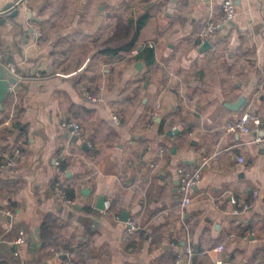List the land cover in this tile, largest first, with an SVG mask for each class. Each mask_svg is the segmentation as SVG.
I'll use <instances>...</instances> for the list:
<instances>
[{
	"label": "crops",
	"instance_id": "1",
	"mask_svg": "<svg viewBox=\"0 0 264 264\" xmlns=\"http://www.w3.org/2000/svg\"><path fill=\"white\" fill-rule=\"evenodd\" d=\"M223 1L0 0V62L17 69L0 152L21 150L19 166L0 171V208L11 211L0 215V261L173 264L190 246L193 264H264V148L225 129L249 110L264 135V0H233L234 18L202 50ZM56 159L73 204L56 191ZM180 165L201 166L185 206ZM100 195L108 208H96ZM48 215L57 232L33 251Z\"/></svg>",
	"mask_w": 264,
	"mask_h": 264
},
{
	"label": "built area",
	"instance_id": "2",
	"mask_svg": "<svg viewBox=\"0 0 264 264\" xmlns=\"http://www.w3.org/2000/svg\"><path fill=\"white\" fill-rule=\"evenodd\" d=\"M222 11L223 16L220 20H207L205 26L203 27L202 31L200 32V37L202 40L210 38L216 29L222 25L223 23L232 20L235 16V4L233 0H224L222 2ZM40 33L38 32V35ZM3 54L0 52V61L3 60ZM5 66L8 69L9 74L17 77V69L16 66L11 63H5ZM261 89H264V69L262 73V80H261ZM10 90L12 87L10 85ZM67 127L72 128V131L75 134H78L80 131V126L78 123L68 122L64 123ZM225 129L228 132H244L247 134H252L254 136V141L256 144L264 148V135L261 133V119L258 114L252 111H244L240 115L228 119L225 124ZM163 153V149H159L157 156H161ZM20 154L21 150L19 147H14L12 151H2L0 152V171L13 169L19 166L20 164ZM239 161L243 162V157L237 156ZM56 170L59 174V179L56 185V191L60 198H62L63 202L66 204H73L74 200L70 199L66 196L65 191L61 188L60 184V177H61V167H60V160L56 159L54 161ZM177 172V180H178V197L180 199V203L182 206H185L190 203L191 195L194 191V188L201 182V166L195 167L193 169L188 168L185 165H180L176 169ZM232 202L236 203V200L232 198ZM105 207H109V202H105ZM0 215L4 216H11V211L8 209L0 208ZM118 218V217H117ZM126 230L125 234L132 233L135 229L134 223L132 221H126ZM25 240V233L20 232L19 238L16 240V243L24 242ZM221 248V246H219ZM59 252H57L58 254ZM15 256H18V252L15 251L13 253ZM4 264V263H2ZM173 264H193L192 259V249L190 246H186L184 249V253L180 255Z\"/></svg>",
	"mask_w": 264,
	"mask_h": 264
},
{
	"label": "water",
	"instance_id": "3",
	"mask_svg": "<svg viewBox=\"0 0 264 264\" xmlns=\"http://www.w3.org/2000/svg\"><path fill=\"white\" fill-rule=\"evenodd\" d=\"M11 6H12V3L9 2L5 5L4 9H11ZM209 45H210V41L205 40L201 44L200 49L203 50V49L207 48ZM16 81H17V77L9 74L7 67L0 62V110H3V102L10 92V85L16 83ZM245 101L246 100L244 97H240L237 102L230 103V104H228V106L233 110H238L244 105ZM71 130H72V128H71ZM77 139H78V136L76 134H73L72 140L76 141ZM85 145H86L85 143H82L83 147H85ZM104 201H105L104 196L100 195L97 199L96 208L103 209L104 208ZM125 215H126V213H124V216L121 218L123 221H125L127 219V217ZM38 235L40 238L39 228H36L35 229V235H31V237H30V240H31L30 241V248L33 251H36V249L38 247L42 246L41 240H39V241L35 240L36 236H38Z\"/></svg>",
	"mask_w": 264,
	"mask_h": 264
},
{
	"label": "trees",
	"instance_id": "4",
	"mask_svg": "<svg viewBox=\"0 0 264 264\" xmlns=\"http://www.w3.org/2000/svg\"><path fill=\"white\" fill-rule=\"evenodd\" d=\"M18 109L19 106L17 108V113H18ZM21 126H23L18 118V114L16 115V120L14 122V127L15 128H20ZM62 165V164H61ZM62 167V166H61ZM58 179H55V182ZM61 188L65 191V194L68 198L73 199L74 197V189L73 186H71L70 184L67 185H61ZM56 220L54 217H52V215H48L44 218L41 226H40V238L42 239V246H48L49 244H51L49 241L52 240V238L55 236L56 232H57V226H56ZM52 244H54L53 246V250L56 251L57 249H66L67 247L65 245H58L56 246V244H59L56 240L52 241ZM61 247V248H60ZM3 261H0V264H2Z\"/></svg>",
	"mask_w": 264,
	"mask_h": 264
},
{
	"label": "rangeland",
	"instance_id": "5",
	"mask_svg": "<svg viewBox=\"0 0 264 264\" xmlns=\"http://www.w3.org/2000/svg\"><path fill=\"white\" fill-rule=\"evenodd\" d=\"M1 52V51H0Z\"/></svg>",
	"mask_w": 264,
	"mask_h": 264
}]
</instances>
